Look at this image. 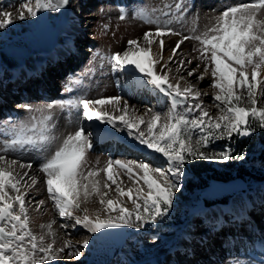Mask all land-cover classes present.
<instances>
[{
    "label": "snow or ice",
    "instance_id": "1",
    "mask_svg": "<svg viewBox=\"0 0 264 264\" xmlns=\"http://www.w3.org/2000/svg\"><path fill=\"white\" fill-rule=\"evenodd\" d=\"M67 3L68 0H22L17 16L0 11V29L12 24L14 19L35 18L40 11H59ZM186 11L183 0L165 4L161 9H137L132 18L154 26L155 30L144 32L139 39L128 40L122 52L107 57L113 73H123L131 66L148 85L166 97V112L147 109L143 115H138L121 96L79 98L38 107L18 105L30 113V117L19 122L9 118L4 122L8 127L3 133L6 138L0 143V264H52L65 250L68 257L79 260L82 249L89 245L86 238L78 248L68 240L56 248L52 231L54 220L40 226L47 229L46 233L37 236L32 232L26 196L27 190L39 181L29 175L31 163L8 159L9 152L29 149L51 152L44 156L38 170L43 174L47 198L54 210L62 220L73 222L71 225L61 223L60 227L81 226L89 234L120 227L139 229L167 215L175 194L180 191L186 163L198 159L213 162L244 159L243 154L233 157L227 149L213 152L206 149L214 140L231 139L233 135L249 136L257 128L264 130V106H261L264 102V0L226 6L199 34L197 18H194L190 29L193 35H184L176 41L168 61L163 62V37L181 35L171 25L182 22ZM157 12L160 14L156 15ZM118 18L121 21L127 18L124 9L120 10ZM187 40L199 44L194 50L199 54L197 59L203 64V72L197 80L202 81L205 74H211L209 87L214 90L212 101L218 111L215 117L199 102V90L191 84L181 87L183 76L176 83L171 82L168 63L179 54L178 50ZM154 45L158 46V53L153 52ZM96 55L105 59L99 52ZM162 62L163 66L158 67ZM185 63L192 61H177V72ZM199 67L197 64L196 68L188 70V77L194 76ZM65 90L71 92L72 88L69 86ZM55 109L76 110L88 123L108 124L118 130L119 125H123L140 145L160 154L167 168L144 161L111 158L102 168L98 167V161L97 165L89 167L92 133L82 126L67 134L51 151L58 139L52 134ZM114 112L120 115H114ZM149 113L150 118L145 120ZM16 165L29 171L16 172ZM125 177L132 186H124ZM112 191L115 198L109 195ZM125 197L133 205L131 209L124 206ZM94 198L103 215L99 210L90 213L86 206L82 207ZM43 204V200L38 201L37 210ZM45 235L52 237L51 242L45 241Z\"/></svg>",
    "mask_w": 264,
    "mask_h": 264
},
{
    "label": "rangeland",
    "instance_id": "2",
    "mask_svg": "<svg viewBox=\"0 0 264 264\" xmlns=\"http://www.w3.org/2000/svg\"><path fill=\"white\" fill-rule=\"evenodd\" d=\"M203 1L204 0H183L187 8L185 18L182 22H174L171 25V27L181 33V35L163 37L165 43L163 62L168 61L171 54L170 50L175 44H171L172 41H178L184 35H193L190 29L193 26L194 18H197L196 27L197 34H199V32L205 29L206 25L214 22V17L220 11H223L226 6L250 2V0H214L215 4H211L209 10H202L197 3ZM212 1L213 0H211V2ZM21 3L22 0H0V11L9 12L15 17L19 14V6ZM174 3L175 0H131L130 2L126 0L125 5H123V3L109 0H70L71 14H69V16L70 18L76 19V24L74 25L71 24L69 18H67L69 21L62 20L59 17L58 11H49L48 18L52 27L56 29L60 36L59 42L63 40L64 37H69L71 35L73 37L75 36L73 38L75 50L77 52H84L82 59H76L75 61L74 58L70 59L65 56L67 53H64L60 60L57 57L54 59L59 60L58 62L56 61L57 63L47 66L46 71L48 72V76L44 82L40 81L39 78H36L37 80L35 82L30 79L26 83H22L23 81L17 83L16 87L13 86L14 83L10 84L8 82L10 80V72H8L0 62L1 95L7 97L14 94L16 99L12 102V108L16 110L21 109L18 105L28 104L33 107H38L45 103L56 101L53 95V97L47 99V96L45 97L43 92L45 89H55V91H60L58 92L60 95L69 94L70 96L72 93H80L75 100L79 98L96 99L99 97L121 96L123 100L129 103L131 109L136 110L138 115H143L147 109L166 112L168 107L166 97L152 88L151 85H148L146 80L142 88H136V84L133 80L136 73L131 66L123 73H113L107 57H110L114 53L122 52L126 48L128 40L139 39L143 36L144 32L155 30L154 26H149L138 19L132 18L133 13L137 9L141 7L148 10L161 9L165 4ZM121 9H124L127 13V18L123 21L118 18ZM159 14V12L156 13V15ZM32 19L33 18H26L24 20L14 19L12 24L4 29H0V48L4 46L8 37L18 33V26L20 24L30 23ZM105 26H107V30H105ZM76 30H78V32H76ZM141 43H143L142 40ZM198 47L199 44L196 41H185L178 50L179 54L173 58L171 63H168V68L171 69L169 75L173 83H176V81L183 76L184 79L180 81L181 87L191 84L195 90H199V102L202 103L204 109L215 117L218 115V111L213 106L212 101L214 90L209 87L212 83L211 74L210 72L205 74L202 81L196 78L203 72V64L197 59L199 54L194 50ZM58 49L60 50L59 47ZM97 52L105 57V59H100V57L96 55ZM153 52H159L157 45L153 46ZM179 60H184L185 62L191 60L192 63H185L184 68L180 72H177V61ZM29 61L30 59H28L26 64ZM163 62L158 67L163 66ZM197 64H200V67L197 68L195 75L188 77L187 71L196 68ZM262 76H264V74H262ZM54 80L56 83L52 86L51 84ZM73 81H80V83H74ZM117 83L118 86H116ZM47 84L49 87H52H45L48 86ZM69 86L72 88L71 92L65 90L66 87ZM10 88L13 89L11 90ZM26 90H32L31 92H33V94L31 97H23L22 93L27 92ZM44 97L45 99H43ZM261 106H264V102L261 103ZM108 110L112 112L111 108ZM73 111L74 110L70 111L69 109L54 110V120L52 123L55 127L52 134L58 139L52 145L51 151L61 143L67 133H72L78 127H81L82 118L78 116L77 112L73 113ZM113 114L120 115L119 112H114ZM30 115V113L23 110L20 117L15 116L11 118H13L12 121L19 122L21 120H27ZM150 116L151 113L145 116L144 119L147 120ZM9 118L10 117L4 114L2 110L0 114V143H3V140L6 138L3 136L4 131H2L3 128L1 127V123ZM83 128L86 132H89L87 128ZM141 128H145V126L141 125ZM64 129L68 130V132L65 133L66 135L63 134ZM119 134H123L127 142L136 144L137 141L129 136L127 129H125L123 125H119ZM220 141L221 140H214L210 143L206 151H223L224 148L220 146ZM260 147V143H256L248 152V155L251 157L255 156ZM109 148V142H107L106 144L97 146L95 151H90L88 154V166L97 165L98 161V167L102 168L106 161L111 158L114 160L131 159L144 161L161 168H167L166 161L158 153L152 152L151 158H146L143 157L141 154L142 152L136 154V151L127 149L120 144L113 146L112 151L109 150ZM37 152L39 153V151ZM46 154L50 155L51 152H40L37 156L36 150L29 149L25 151L9 152L7 154L8 159H17L25 164L31 163L33 167L29 175L36 177L39 181L35 186L27 190L26 209L29 217L30 229L34 234L39 236L47 232L46 228H41L40 226L47 225L54 220L55 223L52 225V231L55 233L54 246L56 248L62 247L65 240L70 241L74 247L78 248L82 241L87 238L89 240V249H82V255L79 260H76L74 257L67 260V250H65V253L62 254L61 257L52 262V264H85L90 253L91 237L93 234L87 233L81 226H76L75 228L68 227L67 229H62L60 227L61 223H68L71 225L73 222L62 220L54 210L52 202L47 198L46 188L43 183V174L38 170L40 162ZM36 157L38 158L36 159ZM242 161H244V159ZM207 162L213 169L227 173L226 176L223 177L224 180L235 178V170H229L225 162ZM185 166L186 165H184L183 176L181 177L180 191L175 194L173 205L169 210L170 218L165 215L158 218L155 223H149L139 229L135 227H126L130 232V236L124 245V252L122 251L123 254L112 260L110 264H151L152 257L158 254H168L173 245L175 253H172L182 264H189L191 261H195L197 264H264V262L259 259V257L262 259L264 258V256L262 257V255H264L262 252L258 257L256 255L252 256V254L249 255V252L241 250V247L246 243L245 241H250L249 238H246L248 237L246 232H249L248 224H255V227L251 230L253 236L261 235L264 238L263 215H260V219L256 217V223H251L249 219L238 216L240 220L237 221V225H234L236 223V220H234L230 226L221 224L219 230L215 229L216 226H214L213 230L215 229V232L217 234L219 233L218 236L214 237V245L210 246L208 245L209 243H206L207 241L205 242L208 238L207 234H209L211 230V221L216 214L210 213L212 207H202L199 209L197 203L200 200L198 190L207 185L209 179L204 177L203 179L198 178L192 180L190 175L186 172ZM246 167H248V165H246ZM15 171L23 173L29 170L21 169L19 165H16ZM100 178L103 179L102 173ZM140 183L142 184L143 182L141 181ZM124 186H132L126 177L124 178ZM109 195L115 198L116 194L112 191ZM244 196L248 202V208L254 210L255 214L264 211V203L262 204V202H264V185L259 188L252 186L250 189H247ZM40 200H43L44 204L37 210V202ZM123 202L125 207L129 209L133 207V205L127 201L126 197L123 198ZM85 206L89 209L90 213L99 210L101 211V215H103L101 206L95 202V198L93 202L82 205V207ZM112 215L116 214L113 213ZM229 217H231V214L225 213L223 218L227 220ZM226 227L229 229L228 232L225 230ZM235 228H239L238 233H240V236L238 238H235L237 234L232 235ZM240 230H242L243 234H241ZM228 235H232V238L229 239ZM231 239H234L235 242L231 243ZM51 240L52 237L45 235L46 242H51ZM182 241H185L187 244L183 245ZM203 242L206 244H203ZM188 248H192V251L188 252ZM200 254L201 257H199ZM205 258L207 259L205 260Z\"/></svg>",
    "mask_w": 264,
    "mask_h": 264
},
{
    "label": "bare ground",
    "instance_id": "3",
    "mask_svg": "<svg viewBox=\"0 0 264 264\" xmlns=\"http://www.w3.org/2000/svg\"><path fill=\"white\" fill-rule=\"evenodd\" d=\"M112 1H117V2H122V1H126V0H112ZM130 2V0H128ZM199 4V8H201L202 10H209L211 4H215V1L213 0L211 2V0H204L203 2H199L197 3ZM119 6V5H118ZM137 6V5H136ZM136 8V7H135ZM196 13V12H195ZM71 14V13H70ZM71 24L74 25L76 24V19L74 18H70V16L68 17ZM68 20V19H67ZM68 20V21H69ZM76 32H78V30H76ZM74 35V34H73ZM176 42L175 41H172L171 44H174ZM58 47L60 48V50L58 49V47L53 50L51 53H47V54H40V55H36L34 57H31L30 58V61L25 64L24 66L22 67H19V68H15L14 70H12L11 74L12 76H16V80L18 79H28V76L31 75V73H33V76L30 77V79L32 81H34V74L36 75H39V73L41 74L42 71H46V67L51 63H55L56 61L58 62L62 56L64 55V53H67L65 56H67L68 58L70 59H73L76 61V59L80 60L82 59V56L84 54V52H77L75 50V47L73 45V37L71 35V37H66V38H63V40H60V42L58 41ZM69 51V52H68ZM58 58L59 60H54L55 58ZM55 61V62H54ZM42 76H40L41 78L43 77L44 78V74H41ZM134 82H136V88H142L144 86V83H145V80L143 79L142 76H140L139 73H136V75H134V78H133ZM9 82V81H8ZM171 82L173 83V81L171 80ZM12 90V89H11ZM25 90V89H23ZM27 91V90H26ZM45 95H54V97L56 99H59V97H64L63 95H59V91H55V89H51V91H47L45 90ZM76 91V90H75ZM79 92V91H78ZM7 93H11V92H7ZM15 93V92H14ZM80 93H72V95L69 96V99L71 100H75V98L77 96H79ZM32 96V92L31 90H28L27 92H24V98H29ZM16 98L14 97V94L10 95V96H7V97H3L0 93V114H1V111L3 110L4 113L7 114H10L11 111H15L16 112V115L17 116H20L21 113L23 112V110L21 109H13L12 108V102L13 100H15ZM58 101V100H57ZM8 105V106H7ZM10 107V108H9ZM74 112H77L76 110L73 111ZM98 125H100V127L102 128V130H105L106 132V135L108 137V140H109V150L112 151V148L113 146L119 144V143H123L124 146L128 145L129 149L131 150H134V151H140L142 152L141 154L143 155V157H149L151 158L152 156V151L147 149L145 146L143 145H140L138 142H136V144H133V143H128L127 141H125L124 139V135H120L119 134V130L117 128H113L111 125H108V124H101L99 122H97ZM83 127L87 128V123L84 119H82V125ZM8 125H6L5 123L2 124V128H7ZM65 128V127H64ZM3 131V130H2ZM1 131V132H2ZM63 131V130H62ZM68 132V130L64 129L63 131V134L66 135L65 133ZM68 134V133H67ZM128 140V139H127ZM92 141H93V134H92ZM126 144V145H125ZM95 145L94 141H93V146ZM97 147V145H96ZM96 147L94 148L93 151H95ZM55 149H53L54 151ZM37 152V151H36ZM33 154V153H32ZM49 154V153H48ZM46 154V155H48ZM44 156V155H42ZM38 158V157H37ZM43 161V159L41 160V162ZM40 162V164H41ZM39 163V162H37ZM211 211V212H210ZM210 213H215L216 215L214 216L213 220L211 221V230L209 232V234H207V240H205V242H209L208 245H213L212 243V239H214L215 236H218V234L213 230L214 226L215 225H218V223H221V222H224L223 220V215L224 213H227L229 212L231 214L232 217H230L229 221H227L228 223H231L230 220H239L238 216L239 217H243V218H247L251 221V223H256V215L254 216L252 214V212L249 210L248 208V202L246 201V198L244 195H237L235 196L233 199H232V202L230 205L228 206H214L210 209ZM226 222V223H227ZM215 224V225H214ZM237 225V223L235 224ZM255 225V224H254ZM254 225H250L249 226V230L250 229H253L255 226ZM180 231V230H179ZM208 232V231H207ZM190 234V233H189ZM61 236V235H60ZM237 236V235H236ZM69 238V237H68ZM247 238V237H246ZM203 240V239H202ZM250 240V239H249ZM253 241H245L246 243L244 244L243 247H241L242 250H246L247 252H249L248 254H252L253 255H256V256H259L261 252H257L254 250V241L256 239H252ZM167 241V240H166ZM234 239H232V242L231 243H234ZM256 242V241H255ZM204 243V242H203ZM182 244L185 245L187 244L185 241H182ZM181 244V245H182ZM174 246V245H173ZM89 245L86 247V249L88 250L89 248ZM171 248V247H170ZM173 247L169 250L168 254H165V255H156L154 257H152L153 259L151 260V264H182L180 263V261H178L174 254L172 253V250ZM188 252L192 251V248H188L187 249ZM124 252V251H123ZM247 254V253H246ZM186 256V255H185ZM264 255H262L263 257ZM70 257H67V260L69 259ZM74 259V258H72ZM207 258H205L206 260ZM73 261V260H72ZM71 261V262H72ZM154 262H157V263H154ZM192 262V261H191ZM189 262V264H197L196 262ZM257 264V263H256Z\"/></svg>",
    "mask_w": 264,
    "mask_h": 264
},
{
    "label": "water",
    "instance_id": "4",
    "mask_svg": "<svg viewBox=\"0 0 264 264\" xmlns=\"http://www.w3.org/2000/svg\"><path fill=\"white\" fill-rule=\"evenodd\" d=\"M68 11L69 0L60 9V16L66 18ZM47 15L48 11H40L30 24L20 25V34L14 35L0 50V60L7 68L21 66L33 55L48 53L54 48L57 35ZM246 187V182L239 177L229 181L212 179L207 186L200 189L202 205H226L237 193L245 192ZM127 236L124 227L99 232L93 237L91 256L86 264H109L119 254Z\"/></svg>",
    "mask_w": 264,
    "mask_h": 264
},
{
    "label": "trees",
    "instance_id": "5",
    "mask_svg": "<svg viewBox=\"0 0 264 264\" xmlns=\"http://www.w3.org/2000/svg\"><path fill=\"white\" fill-rule=\"evenodd\" d=\"M220 143L231 151L233 157L240 154L244 156V161L237 159L227 161L225 164L229 170H235L236 176L253 181L255 185L264 183V130L257 128L251 135L243 137L233 135L231 139L226 138L221 140ZM256 143H260L261 147L258 149L257 154L251 157L248 152ZM186 170L194 179L215 177L224 180L223 177L226 176V173L213 169L207 161L199 159L187 163ZM198 206L201 207L200 204Z\"/></svg>",
    "mask_w": 264,
    "mask_h": 264
}]
</instances>
